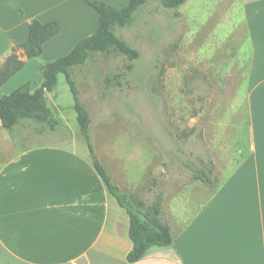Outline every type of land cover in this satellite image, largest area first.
<instances>
[{"label":"rangeland","instance_id":"1","mask_svg":"<svg viewBox=\"0 0 264 264\" xmlns=\"http://www.w3.org/2000/svg\"><path fill=\"white\" fill-rule=\"evenodd\" d=\"M252 1L187 0L170 9L150 0L114 28L138 59L92 52L71 69L91 117L96 158L111 164L117 180L130 186L125 192L145 207L160 203L164 216L177 198H184L178 200L184 210L199 208L251 158L254 49L246 5ZM56 91L46 96L60 120L56 128L30 120L19 130L28 143L86 148L64 74ZM188 166L210 168L212 184L195 180ZM258 190L264 193V179Z\"/></svg>","mask_w":264,"mask_h":264},{"label":"crops","instance_id":"2","mask_svg":"<svg viewBox=\"0 0 264 264\" xmlns=\"http://www.w3.org/2000/svg\"><path fill=\"white\" fill-rule=\"evenodd\" d=\"M247 9L253 152L199 208L184 210L178 201L184 198L175 199L170 216L163 214L173 245L153 246L129 262L130 217L109 194L89 149L63 141L28 143L19 129L30 120L12 129L0 122V264H79L82 258L80 264H264V193L258 190L264 179V0ZM34 19L61 26L44 44L43 62L70 52L99 26L98 11L85 0H0V66L13 45L27 39ZM18 53L25 66L0 86V98L26 82L31 91L42 85L43 62ZM105 167L120 189L130 187L117 180L111 164Z\"/></svg>","mask_w":264,"mask_h":264},{"label":"trees","instance_id":"3","mask_svg":"<svg viewBox=\"0 0 264 264\" xmlns=\"http://www.w3.org/2000/svg\"><path fill=\"white\" fill-rule=\"evenodd\" d=\"M99 13L97 31L82 38L70 52L41 65L43 82L36 90L31 91L30 83L26 82L10 93L0 98V122L5 129H12L23 120H35L46 123L50 130H54L59 121L53 116L48 105L46 93L52 92L58 81V74L63 73L70 87L74 100V109L81 135L92 156L91 162L110 195L115 197L130 217L129 234L133 241V248L127 255L129 262H135L144 257L153 246L167 247L175 241L170 224L163 218V209L160 203L148 207L138 201L136 196L127 194L112 180L107 168L98 158H94V144L91 133V117L89 111L80 100L79 90L72 76L71 69L87 62L92 52L116 51L129 60L139 58V51L132 47L123 38L116 35L115 26H126L133 18L134 13L150 0H129L124 6H115L103 0H85ZM166 8L176 9L187 0H160ZM179 13H177L178 15ZM61 30L58 21L41 22L34 19L28 26V37L22 43L13 45L12 53L0 66V86L25 66V60L20 58L18 51L25 56L38 58L43 54L44 44L57 35ZM44 131L45 128H41ZM193 178L206 185L212 184L210 168L190 167Z\"/></svg>","mask_w":264,"mask_h":264},{"label":"water","instance_id":"4","mask_svg":"<svg viewBox=\"0 0 264 264\" xmlns=\"http://www.w3.org/2000/svg\"><path fill=\"white\" fill-rule=\"evenodd\" d=\"M93 157L96 158V154H94ZM81 261H85V258H82ZM81 261H79V264L81 263Z\"/></svg>","mask_w":264,"mask_h":264}]
</instances>
